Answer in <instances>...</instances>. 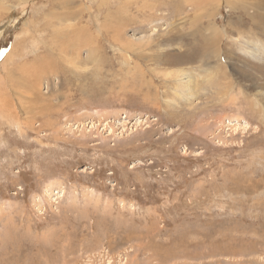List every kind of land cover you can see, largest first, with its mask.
I'll return each mask as SVG.
<instances>
[{
    "label": "rangeland",
    "instance_id": "obj_1",
    "mask_svg": "<svg viewBox=\"0 0 264 264\" xmlns=\"http://www.w3.org/2000/svg\"><path fill=\"white\" fill-rule=\"evenodd\" d=\"M26 1L0 0V264H264V0Z\"/></svg>",
    "mask_w": 264,
    "mask_h": 264
},
{
    "label": "bare ground",
    "instance_id": "obj_2",
    "mask_svg": "<svg viewBox=\"0 0 264 264\" xmlns=\"http://www.w3.org/2000/svg\"><path fill=\"white\" fill-rule=\"evenodd\" d=\"M152 1V0H151ZM26 2H29V0L28 1H26ZM220 2V1H219ZM148 3V2H147ZM152 3V2H151ZM156 3H158V2H156ZM146 4V3H145ZM154 4V3H153ZM149 5V4H148ZM146 7V6H145ZM12 10V9H11ZM214 19H216V17H215V15H214V17H213V21H214ZM229 21V20H228ZM225 27V26H224ZM219 29H221V28H219L218 26H216L215 25V23L213 22V28H208V30L209 31H211L212 32V34L211 35H209L208 36V39H205V42H209L210 40L209 39H212L213 41H211L210 43H209V45H210V49H212V47H215V50L211 53V51H207L208 53H207V55L209 56V58H208V60H207V63H209V62H211V60H215V59H217V65H219L220 67H223V68H225L226 67V65L227 64H229V60H227L226 59V57L224 58L225 59V62L223 63L222 62V56L224 55H226L225 54V52H223L224 51V47H221L220 46V44L219 43H221V41L223 40V38H225L224 37V35H221V31L219 30ZM264 37V36H263ZM246 41V40H245ZM244 41V42H245ZM245 43H247V41L245 42ZM124 44H126V43H124ZM123 44V45H124ZM247 44H249V43H247ZM246 44V45H247ZM264 44V43H263ZM240 46V45H239ZM263 46V45H262ZM239 48V47H238ZM209 49V48H208ZM232 49V48H231ZM132 50V49H131ZM251 50V49H250ZM263 50V49H262ZM179 51V50H178ZM13 52V51H12ZM12 52H10V53H12ZM229 52V51H228ZM251 52V51H250ZM261 52V51H260ZM263 52V51H262ZM261 52V53H262ZM203 53H205V51L203 52ZM91 54V53H90ZM181 54V53H180ZM12 55L13 54H11V55H8V56H6L7 57V60L9 59V58H11L12 57ZM93 55V54H92ZM249 56V55H248ZM257 56V55H256ZM203 57V56H202ZM255 57V56H254ZM254 57H252V58H254ZM128 58V57H127ZM159 59V58H158ZM178 59V58H177ZM184 59V58H183ZM154 60V59H153ZM255 60V59H254ZM5 61V60H4ZM158 61V60H157ZM188 61V60H187ZM52 62V61H51ZM173 62V61H172ZM178 62H179V60H178ZM190 62V61H189ZM5 63V62H4ZM175 63V62H174ZM50 65V64H49ZM171 65H172V63H171ZM242 71V70H241ZM182 72H184L183 73V76H182V80H185L184 81V83H182L181 82V84H183V87H182V90L185 92V94H187L188 96H195V98L197 99V94H196V92H194V90H195V88L197 87V86H199V83H196V80L198 79V78H192V74L193 73H191V72H186V71H181L180 73H182ZM179 73V72H178ZM224 73L222 72V75H223ZM185 75V76H184ZM199 76L198 77H203V75L202 74H198ZM213 75H214V73H213ZM225 75V74H224ZM245 75V74H244ZM194 77V76H193ZM211 77V76H210ZM206 78H208V77H206ZM205 78V79H206ZM213 78V77H212ZM202 79V78H201ZM204 79V78H203ZM205 79H204V81H205ZM215 79V78H214ZM207 80V79H206ZM175 81H178V80H175ZM198 81H200V80H198ZM212 81V80H211ZM210 81V83L211 84H213V82H211ZM216 81V80H215ZM202 82L203 81H201V84H202ZM218 82V81H217ZM179 83V82H178ZM177 83V84H178ZM206 83V82H205ZM209 83V82H208ZM209 83V84H210ZM196 84V85H195ZM229 84V83H228ZM182 86V85H181ZM204 86V85H203ZM222 86V85H221ZM202 87V86H201ZM207 87H208V85H207ZM211 87V86H210ZM215 87V86H214ZM222 87H225L226 89L228 88V86L226 85V83L222 86ZM221 87V88H222ZM199 89H201L200 87H198ZM204 88H205V86H204ZM217 88H218V86H217ZM220 88V89H221ZM181 89V88H180ZM194 89V90H193ZM217 93V92H216ZM158 94V93H157ZM218 94V93H217ZM184 96V95H183ZM185 97V96H184ZM192 98H190V100H191ZM199 99V98H198ZM186 100V99H185ZM195 100V99H194ZM187 102V101H186ZM189 102V101H188ZM153 104V103H152ZM187 105V104H186ZM31 106V105H30ZM189 106V105H188ZM191 106V105H190ZM193 111V110H192ZM36 112V111H35ZM14 125V124H13ZM133 170H134V168H133ZM128 181V180H127ZM240 194V193H239ZM151 214V213H150ZM4 219V218H3ZM155 219V218H154ZM144 220V219H143ZM145 221V220H144ZM197 226V225H196ZM167 234V233H166ZM191 234V233H190ZM110 235V234H109ZM107 237H108V235H107ZM109 238H110V236H109ZM119 238V237H118ZM142 238V237H141ZM146 238H147V236H146ZM112 241V240H111ZM115 241H116V239H115ZM120 241V240H119ZM132 241V240H131ZM141 241V240H140ZM150 241V240H149ZM158 241V240H157ZM114 242V241H113ZM112 242V243H113ZM147 242V241H146ZM159 242V241H158ZM106 243V242H105ZM108 243V242H107ZM109 243H111V242H109ZM97 244V243H96ZM149 245L151 244V243H148ZM147 244V245H148ZM8 245V244H7ZM101 245H102V243H101ZM109 245H111V244H108V246ZM113 245V244H112ZM155 245V244H154ZM68 246V245H67ZM139 246V245H138ZM142 246H143V244H142ZM144 246H145V244H144ZM99 247V246H98ZM158 247V246H157ZM112 248V247H111ZM141 248V247H140ZM143 248V247H142ZM144 248H146V246L144 247ZM149 248H150V246H149ZM109 249H110V247H109ZM157 249V248H156ZM153 251H155V250H153ZM157 251V250H156ZM106 252V251H105ZM104 252V253H105ZM119 252V251H118ZM130 252H132V251H130ZM95 253V252H94ZM107 253V252H106ZM123 253V252H122ZM47 254L48 253H46V257H47ZM45 255V254H44ZM63 255V254H62ZM68 255V254H67ZM97 255V254H96ZM99 255V254H98ZM106 255V254H105ZM108 255H110V254H108ZM115 255H117V254H115ZM119 255V254H118ZM153 255V254H152ZM168 255V254H167ZM103 255H101L100 256V258L99 259H101V257H102ZM120 256V255H119ZM159 256V255H158ZM166 256V255H165ZM170 255H168L167 257H169ZM44 257V256H43ZM51 257H52V255H51ZM114 257V256H113ZM116 257V256H115ZM121 257H122V255H121ZM163 257V256H162ZM161 257V258H162ZM166 257V258H167ZM48 258V257H47ZM118 258V257H117ZM147 258V257H146ZM166 258H164V259H166ZM113 259V258H112ZM158 259V258H157ZM157 259H154L153 260V262L155 261V260H157ZM163 259V260H164ZM58 260V259H57ZM97 260V259H96ZM95 260V261H96ZM116 260H118V259H116ZM158 260H160V258L158 259ZM162 260V259H161ZM160 260V261H161ZM49 261V260H48ZM106 259H105V261H103V262H105L106 263ZM111 261V260H110ZM109 261V262H110ZM152 261V260H151ZM58 262V261H57ZM108 262V261H107ZM116 262V261H115ZM130 262V261H129ZM153 262H152V264H153ZM163 262V261H162ZM162 262H159V263H162ZM158 263V262H157ZM156 263V264H157Z\"/></svg>",
    "mask_w": 264,
    "mask_h": 264
}]
</instances>
